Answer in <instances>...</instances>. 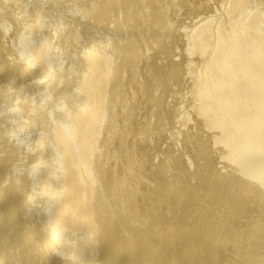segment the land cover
Returning <instances> with one entry per match:
<instances>
[{
  "label": "bare ground",
  "instance_id": "6f19581e",
  "mask_svg": "<svg viewBox=\"0 0 264 264\" xmlns=\"http://www.w3.org/2000/svg\"><path fill=\"white\" fill-rule=\"evenodd\" d=\"M0 264H264V0H0Z\"/></svg>",
  "mask_w": 264,
  "mask_h": 264
},
{
  "label": "rangeland",
  "instance_id": "374dc122",
  "mask_svg": "<svg viewBox=\"0 0 264 264\" xmlns=\"http://www.w3.org/2000/svg\"><path fill=\"white\" fill-rule=\"evenodd\" d=\"M70 14L68 15V17H64L62 14L61 15H57V17H61V19H60V21H62V23L63 24H66V26H67V28H71L72 27V24H69V22H72V20H71V18H70ZM40 20V19H39ZM41 30V29H40ZM72 31H73V29H72ZM70 41V42H69ZM69 41H65V39H63V38H61V39H59V42H58V44H60V45H58L59 47H60V52L58 53V55H59V59L60 58H63V61L65 62V65H64V69L66 70V68H67V62H70V61H72V57H71V53H70V51H68L69 50V48H68V46H67V44H70L71 45V39L69 40ZM64 56V57H63ZM69 67H70V65H69ZM53 75H55V76H57V74H53ZM53 75H52V79L54 78L53 77ZM64 79V76L62 77V80ZM56 81H58L59 80V78L57 77L56 79H55ZM67 80V79H66ZM66 80H65V83H63V85H62V87H61V92L62 93H65V88H66V91H67V82H66ZM188 88H190V86H188ZM188 95L189 96H192L193 94H192V92H191V90L189 91V93H188ZM189 96H187V97H189ZM187 97H183L184 99H178V101L175 103L174 101H172L171 103H172V105H180V104H184V105H186V104H188L189 103V100H187L186 98ZM185 100V101H184ZM190 106L191 107H193L192 105H189V109H191L190 108ZM181 107H183V106H180V108L178 107V109H177V111L179 110V111H182L183 109L181 108ZM182 109V110H181ZM185 112V111H184ZM167 122V121H166ZM162 133H163V135H165L166 134V130H165V132L164 131H162ZM161 133V134H162ZM175 140V139H174ZM153 143H154V141H153Z\"/></svg>",
  "mask_w": 264,
  "mask_h": 264
}]
</instances>
